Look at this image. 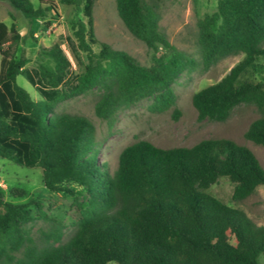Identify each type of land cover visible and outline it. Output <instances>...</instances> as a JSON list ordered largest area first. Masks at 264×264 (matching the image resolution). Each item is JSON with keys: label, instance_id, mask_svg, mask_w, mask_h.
Instances as JSON below:
<instances>
[{"label": "trees", "instance_id": "1", "mask_svg": "<svg viewBox=\"0 0 264 264\" xmlns=\"http://www.w3.org/2000/svg\"><path fill=\"white\" fill-rule=\"evenodd\" d=\"M26 18L56 14L53 0H3ZM70 1V0H62ZM78 12L71 22V61L58 40L40 47L52 61L23 66L14 56L19 33L13 22L0 21V157L17 165L37 166L44 188L74 194L63 186L82 188L73 197V226L43 211L48 221L34 236L25 222L27 205L37 200L2 201L0 190V264H260L264 223L205 191L220 175L233 183L232 200L264 184V167L245 145L228 137H204L190 145L161 147L139 138L118 152L109 171L99 161L92 121L82 114L54 111L69 96L97 87L94 114L111 125L119 107L149 98V111L174 103L172 80L191 70L196 60L169 42L159 28L158 11L146 0H114L117 16L135 38L151 49L142 64L123 49L98 40L93 32V0H73ZM11 15V14H10ZM200 61L243 56L213 83L193 91L190 103L197 120H223L233 106L252 104L258 114L242 135L264 145V81L240 78L260 72L264 56V0H216L215 8L196 22ZM97 44V50L92 48ZM5 45V46H4ZM79 52L83 53L80 57ZM22 75L39 97L15 82ZM179 110L173 107V117ZM10 192L20 195L12 187Z\"/></svg>", "mask_w": 264, "mask_h": 264}, {"label": "rangeland", "instance_id": "2", "mask_svg": "<svg viewBox=\"0 0 264 264\" xmlns=\"http://www.w3.org/2000/svg\"><path fill=\"white\" fill-rule=\"evenodd\" d=\"M33 6L37 0H30ZM56 14L47 13L45 18H26L0 0V21L9 25L14 24L19 33L15 45L14 56L22 58L23 66L32 68L37 61L51 65L52 61L40 53L39 48L50 45L58 40L65 54L71 61V72L78 70L74 59L70 55L67 42L73 41L71 22L78 12L73 0H53ZM155 5L158 11L159 28L176 48L182 50L197 62L191 70H183L171 82L175 93L174 103L162 111H149V98L139 99L127 106L118 108L111 125L97 117L93 112V103L99 89L92 87L82 93L66 97L54 105V111H66L82 114L94 124L97 146L96 156L105 162L109 171L116 165L119 150L127 143L144 138L151 143L161 146L190 145L204 137H228L238 144L245 145L255 154L259 163L264 167V145L253 143L243 137L242 132L258 111L252 104L240 103L232 107L223 120L201 119L195 117V109L190 103L193 91L207 84L213 83L223 76L229 68L242 58V52L227 54L216 58L207 67H203L196 42V22L205 13L214 10L216 0H146ZM11 14V15H10ZM92 27L98 40L107 42L111 47L123 49L142 64L149 63L151 49L141 40L133 37L125 28L114 7V0H93ZM5 46V45H4ZM98 45H92L97 50ZM80 57L83 53L79 52ZM1 57V56H0ZM264 63V56L258 59ZM240 78L264 81V64L258 73L248 69L240 74ZM15 82L24 87L32 98H38L37 90L22 75H15ZM173 107L179 113L173 117ZM232 182L227 176L220 175L205 188V191L219 198L233 207L243 210L253 222L264 223V184H258L254 191L240 200L230 197ZM63 186L71 188L74 194L61 191H51L43 187L41 171L37 166L17 165L0 157V190L1 200L22 201L37 200L40 209L34 203L27 208L33 218L25 222L28 232L34 236L39 234L40 228H45L48 221L41 217L40 212L52 216L62 224V236L73 226V197L80 196L82 188L73 182H66ZM15 187L20 195L9 191ZM260 264H264V254L258 255ZM107 264H116L109 261Z\"/></svg>", "mask_w": 264, "mask_h": 264}]
</instances>
